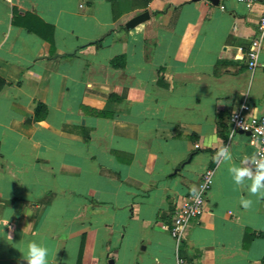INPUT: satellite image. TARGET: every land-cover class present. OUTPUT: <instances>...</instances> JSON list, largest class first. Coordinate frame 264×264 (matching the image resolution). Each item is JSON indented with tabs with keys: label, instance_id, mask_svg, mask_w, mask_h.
I'll return each mask as SVG.
<instances>
[{
	"label": "crops",
	"instance_id": "obj_1",
	"mask_svg": "<svg viewBox=\"0 0 264 264\" xmlns=\"http://www.w3.org/2000/svg\"><path fill=\"white\" fill-rule=\"evenodd\" d=\"M259 15L234 0H0V264H26L28 241L48 264H174L166 227L206 169L179 255L264 264V199L212 159L220 140L236 165L254 151L228 118L244 101L264 116V40L252 69L237 50Z\"/></svg>",
	"mask_w": 264,
	"mask_h": 264
},
{
	"label": "built area",
	"instance_id": "obj_2",
	"mask_svg": "<svg viewBox=\"0 0 264 264\" xmlns=\"http://www.w3.org/2000/svg\"><path fill=\"white\" fill-rule=\"evenodd\" d=\"M234 1L245 5L257 4L260 7L255 36L246 47L237 49L243 53L247 68L252 69L256 64L260 44L264 40V0ZM228 120L229 136L238 131L247 136L248 145L254 148L252 155L264 153V116L253 114L249 104L244 101L229 114ZM212 173L211 169L204 170L196 189L186 195L172 212L166 229L174 243V264H192L179 255L178 249L189 222L203 213L204 196L212 184Z\"/></svg>",
	"mask_w": 264,
	"mask_h": 264
},
{
	"label": "clouds",
	"instance_id": "obj_3",
	"mask_svg": "<svg viewBox=\"0 0 264 264\" xmlns=\"http://www.w3.org/2000/svg\"><path fill=\"white\" fill-rule=\"evenodd\" d=\"M212 159L218 164H228V173L235 185L246 188L251 196L264 199V153H256L244 156L239 165L232 162L230 144L219 141V147ZM250 182V183H246ZM241 207L245 210L251 208L253 201L244 196L239 198ZM4 227L9 226V220L3 221ZM12 229H9L8 239L12 240ZM48 249L35 241L26 242V248L22 259L26 264H48Z\"/></svg>",
	"mask_w": 264,
	"mask_h": 264
},
{
	"label": "water",
	"instance_id": "obj_4",
	"mask_svg": "<svg viewBox=\"0 0 264 264\" xmlns=\"http://www.w3.org/2000/svg\"><path fill=\"white\" fill-rule=\"evenodd\" d=\"M191 1H197V0H191ZM211 1V0H209ZM148 19V15L146 12L140 13L134 17H132L131 19H129L125 24H124V28L125 29H131L134 26L144 22L145 20ZM107 264H113L112 261H107Z\"/></svg>",
	"mask_w": 264,
	"mask_h": 264
},
{
	"label": "trees",
	"instance_id": "obj_5",
	"mask_svg": "<svg viewBox=\"0 0 264 264\" xmlns=\"http://www.w3.org/2000/svg\"><path fill=\"white\" fill-rule=\"evenodd\" d=\"M4 86L3 80L0 79V89Z\"/></svg>",
	"mask_w": 264,
	"mask_h": 264
}]
</instances>
